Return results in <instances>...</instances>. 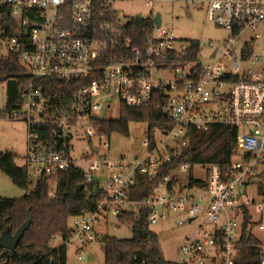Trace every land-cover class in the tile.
Segmentation results:
<instances>
[{"label":"built area","instance_id":"2783aa9c","mask_svg":"<svg viewBox=\"0 0 264 264\" xmlns=\"http://www.w3.org/2000/svg\"><path fill=\"white\" fill-rule=\"evenodd\" d=\"M135 2L150 10L157 3L205 8L209 21L229 37L208 45L206 63L199 43L192 60V42L181 44L163 28L160 14L129 16L119 9ZM4 9L14 25L11 36L3 26ZM0 42L32 79L19 90L14 108L8 110L6 102L0 112L27 127L24 166L30 181L44 178L52 190L59 175L74 169L84 189L92 186L101 197L94 212L70 221L66 245L75 244L78 261L108 233L112 220L118 232L117 218H140L147 211L150 228L194 226L179 250L180 264H240L242 212L248 209L264 264V202L257 204L247 190L264 176V0H0ZM157 93L168 98L164 115L171 128L150 130L144 157L109 159L93 148L97 139L106 152L111 149L95 128L103 120L100 112L147 107ZM215 127L237 130L227 171L216 164H177L192 132ZM81 141L89 151L74 159V144ZM196 168H207L206 176H196ZM142 176L152 185L145 198L133 200Z\"/></svg>","mask_w":264,"mask_h":264},{"label":"trees","instance_id":"16d2710c","mask_svg":"<svg viewBox=\"0 0 264 264\" xmlns=\"http://www.w3.org/2000/svg\"><path fill=\"white\" fill-rule=\"evenodd\" d=\"M3 26L6 35L13 34V23L8 19L9 11L4 9ZM140 22H137L139 25ZM152 23H150V26ZM190 59L195 60L199 43L193 41ZM187 58V57H186ZM29 70L20 63L17 56L10 54L0 58V84H7V109H13L19 90L31 82ZM59 89V87H57ZM168 98L162 93L155 94L152 103L143 108L132 109L120 107L119 119L101 120L95 124L100 136L110 139L114 134L130 137L132 124H147L149 130H169L171 125L164 115ZM237 150V130L229 127H215L208 133L192 132L190 148L177 164L188 163L194 166L219 165L227 171L233 153ZM176 165L162 169L160 176L169 173ZM0 172L8 177L14 185L23 190L31 186L29 170L15 165V155L0 154ZM203 187L202 183H197ZM84 185L81 174L71 169L55 179V196L51 197V189L46 179L36 183L35 188L25 197L18 200L0 198V234L10 230L15 234L25 222L31 218L28 230L16 250L7 252L0 248V264H67L68 245L71 237L70 221L84 212H94L101 200L100 195L93 194L92 186L77 193L76 187ZM152 183L149 177L139 178L134 187L133 200H141L147 196ZM263 191V192H262ZM258 193L264 196V188L258 187ZM243 224L239 247L243 252L240 264H259L257 248L260 241L252 234V216L248 209L242 212ZM122 226L131 228L132 239L118 240L107 233L102 242L104 245L105 264H169L165 261L159 247V238L151 231L148 213L140 218L123 215L116 219ZM62 239V245L53 249L52 242Z\"/></svg>","mask_w":264,"mask_h":264},{"label":"rangeland","instance_id":"374dc122","mask_svg":"<svg viewBox=\"0 0 264 264\" xmlns=\"http://www.w3.org/2000/svg\"><path fill=\"white\" fill-rule=\"evenodd\" d=\"M126 15L133 16L137 13L143 16H149L151 13L160 14L163 21V28L171 30L180 43L198 42L203 47L201 53V61L206 63L211 55L209 44L223 43L229 37V31L225 28L218 27L209 21L207 10L205 8L198 9L192 4L185 3H157L153 10L145 7L142 3L125 4L119 8ZM7 56V49L4 43L0 42V58ZM160 78V76H158ZM170 79H173L170 77ZM7 102V84H0V112L4 110ZM99 117L103 120L119 119V111L116 107L111 112L102 111ZM149 127L147 124H132L130 126V137H123L114 134L109 141L111 149L106 152L100 146L97 139L92 140V146L95 150L101 151L109 159H120L122 157L135 158L137 156L144 157L146 149L143 145L145 139L149 136ZM27 146V127L21 121H14L5 117H0V154L12 153L15 155V165L19 168L24 166V156ZM75 150L72 157L80 159L82 155L89 151V143L86 141L74 144ZM207 168H196L195 174L200 178H204ZM36 186L35 182H31L28 190L18 188L14 183L0 172V198L9 200H18L25 197ZM264 188V176L258 180L257 185L247 188L252 199L257 204L264 202L258 193V187ZM55 186L52 188L50 196H55ZM263 192V191H262ZM252 213L256 216L255 207H252ZM241 219L239 218V223ZM113 226L117 223L112 220L111 226L108 228V234L118 240L132 239L131 228L118 226V232L113 231ZM194 226L174 227V226H157L151 227V231L159 238V247L163 253L165 261L169 264H180L182 258L179 254L180 248L184 244L185 237L193 232ZM1 236V234H0ZM93 241L85 250L82 261L77 259V248L75 244L68 246L67 264H105L104 245L102 238ZM62 244L61 238H56L51 247L58 248ZM219 264V263H217Z\"/></svg>","mask_w":264,"mask_h":264},{"label":"water","instance_id":"95a60500","mask_svg":"<svg viewBox=\"0 0 264 264\" xmlns=\"http://www.w3.org/2000/svg\"><path fill=\"white\" fill-rule=\"evenodd\" d=\"M155 24L160 26L161 17L157 16L155 19ZM84 185H79L76 187V192L84 191ZM31 223V218H29L25 224L17 230L15 234H12L10 230L5 231L0 236V248L6 250L7 252H13L18 247L19 243L24 237L25 232L28 230Z\"/></svg>","mask_w":264,"mask_h":264},{"label":"crops","instance_id":"0c3cea01","mask_svg":"<svg viewBox=\"0 0 264 264\" xmlns=\"http://www.w3.org/2000/svg\"><path fill=\"white\" fill-rule=\"evenodd\" d=\"M61 245H62V244H61ZM59 246H60V245H59ZM59 246H58V247H59Z\"/></svg>","mask_w":264,"mask_h":264}]
</instances>
